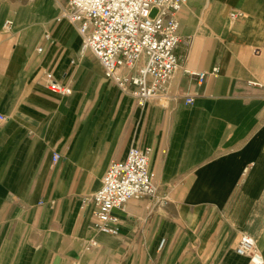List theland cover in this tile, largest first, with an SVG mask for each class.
<instances>
[{"label": "crops", "instance_id": "0c3cea01", "mask_svg": "<svg viewBox=\"0 0 264 264\" xmlns=\"http://www.w3.org/2000/svg\"><path fill=\"white\" fill-rule=\"evenodd\" d=\"M66 5L0 0V264H256L242 233L264 264V0L184 4L181 65L144 105L81 50ZM131 146L167 201L130 198L107 234L86 200Z\"/></svg>", "mask_w": 264, "mask_h": 264}, {"label": "built area", "instance_id": "2783aa9c", "mask_svg": "<svg viewBox=\"0 0 264 264\" xmlns=\"http://www.w3.org/2000/svg\"><path fill=\"white\" fill-rule=\"evenodd\" d=\"M189 0H67L58 19L66 18L82 38L81 50L91 52L102 64L105 74L126 94L144 105L153 98L165 95L166 86L173 73L180 67L177 47L180 42L179 11ZM153 11L155 13L153 14ZM239 10L231 11L232 17L243 16ZM7 19L5 26H11ZM50 39V34H45ZM39 50L42 47L38 48ZM188 71V70H187ZM219 71L214 66L213 73ZM203 81L207 72H193ZM49 89L69 94V84L55 79L46 71ZM195 96L188 94L186 103L192 104ZM0 119L6 116L0 114ZM60 153H54L53 162ZM152 196L156 205L167 201L159 191L149 166V152L131 146L126 158L112 161L105 171L100 187L87 202L94 205V225L107 234L118 233V217L114 208H124L130 198ZM161 240V246L164 244ZM237 252L249 255L256 264L263 262L257 252L253 235L242 233Z\"/></svg>", "mask_w": 264, "mask_h": 264}, {"label": "rangeland", "instance_id": "374dc122", "mask_svg": "<svg viewBox=\"0 0 264 264\" xmlns=\"http://www.w3.org/2000/svg\"><path fill=\"white\" fill-rule=\"evenodd\" d=\"M155 13V11H153V14Z\"/></svg>", "mask_w": 264, "mask_h": 264}]
</instances>
